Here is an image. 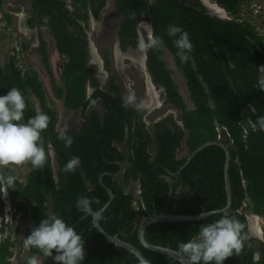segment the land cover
Segmentation results:
<instances>
[{
  "label": "trees",
  "instance_id": "1",
  "mask_svg": "<svg viewBox=\"0 0 264 264\" xmlns=\"http://www.w3.org/2000/svg\"><path fill=\"white\" fill-rule=\"evenodd\" d=\"M27 1L33 9L27 21L29 27H48L64 58L62 84L53 80L56 95L63 99L67 110H80L84 123L79 129L58 130L57 111L48 103L39 74L18 68L14 56L8 63L0 64V95L16 87L24 96L26 107L21 122L37 113L49 117L38 141L46 154L44 164L34 168L25 161L30 167L26 182L16 179L13 189L6 186L16 209L14 215L22 213L19 222L27 210L33 227L43 217L57 214L81 234L86 253L83 264H139L133 253L108 242L94 226L93 215L76 207L77 200L87 196L93 201V211H99L110 200L108 190H111L113 198L100 216L101 226L109 234L140 248L150 264H182L143 247L138 227L143 217L153 213L196 215L225 207L224 148L211 144L183 168L188 156H177L184 140L190 153L208 141L218 140L228 146L231 156L232 211L226 216L236 218L241 224V234L248 237L243 241L241 253L229 257L225 264H254L252 257L257 253L256 264H264V241L254 242L248 231L247 215L240 211L247 202L250 212L264 217V131L258 126L255 130L251 127L259 116H264V91L259 90L256 68L264 64V36L242 17V6L249 0H213L230 18L210 15L200 0H114L115 8L123 16L117 33L121 49L136 48L139 24L142 21L150 24L153 38L145 37L149 73L153 82L164 88L166 104L181 111L183 125L171 114L156 121L152 128L144 120V108L126 105L113 78L109 91L100 87L98 66L90 64L88 8L97 19L107 0H21V4ZM4 16L12 22L8 13ZM170 24L189 33L193 47L185 62L176 55L172 38L167 35ZM39 37V53L49 67L47 44ZM157 37L163 43H156ZM163 48L172 54L177 69L186 79L192 108L180 93L173 69L163 57ZM109 64L105 56L108 70ZM32 97L38 101L39 109ZM98 100L103 104V115L97 108L89 109ZM62 133L64 139L59 138ZM68 140L71 144L66 146ZM121 144L127 146L128 153L119 148ZM50 147L57 159V177ZM151 148L155 149L154 155ZM73 157H79L80 162L74 171L66 172L64 166ZM4 175L13 172L0 167V176ZM4 184L0 181V193ZM133 184L139 192L132 188ZM179 190L182 193L177 199ZM4 207L0 195V216ZM221 216L225 214H212L199 221L155 222L146 228L145 237L153 244L179 251L178 241L194 234L200 224ZM14 246L15 241L9 236L0 242V264H13L10 258ZM29 248L33 254H42L37 248ZM49 258L48 264H54Z\"/></svg>",
  "mask_w": 264,
  "mask_h": 264
},
{
  "label": "rangeland",
  "instance_id": "2",
  "mask_svg": "<svg viewBox=\"0 0 264 264\" xmlns=\"http://www.w3.org/2000/svg\"><path fill=\"white\" fill-rule=\"evenodd\" d=\"M153 1V0H152ZM21 0H3V9L0 10V64L4 65L11 60V57H15L16 65L23 71H36L44 85L46 90V96L49 105L57 111L58 125L57 128L60 131L74 130L80 128L83 123V117L80 110H67L64 107L63 99L57 97L53 80L55 79L58 84H62L60 81V74L63 68V56L58 52L53 36L48 27H34L30 28L26 22V16L32 14V7L27 2L21 5ZM18 9V11L11 10ZM8 13L12 17V22L4 16V13ZM242 17L252 22L257 30L264 36V0H249L242 6ZM122 21V16L115 9L113 0L109 1L108 6L103 11L101 18L97 22L90 24L88 31L91 33V39L96 47V53L101 59V71L100 82L101 88L109 91L111 87V78L118 86V94L124 97L126 105L144 104L146 107L152 103L151 94H148V72L146 66L141 64L138 60L140 55L127 56L118 55V40L117 31L119 24ZM140 32L144 37L151 39L149 30L145 24L140 26ZM42 36L47 44V50L49 53V67L42 61V57L39 53L40 37ZM26 45V47H25ZM139 50V49H137ZM163 57L168 62L169 66L173 69V77L179 85L180 93L185 98L188 107H193L188 89L186 79L184 75L177 69L172 54L165 48H163ZM127 54V53H125ZM105 56H108L110 60V70L105 66ZM140 59V58H139ZM140 62V64H139ZM155 94H157V101L159 105L156 108H152L146 119L148 122H152L166 114H173L178 122L182 124L181 111L171 104H166V93L162 86L155 83ZM148 91V92H147ZM91 90H89V93ZM117 93H114L117 94ZM128 97L132 98V102L127 100ZM36 103L37 109L40 108L38 101L35 97H32ZM97 108L101 115L104 113L103 104L98 100L92 104L89 109ZM51 155L52 166L54 169L55 177H57L58 164L53 149L49 148ZM190 151L186 146L185 140L182 142L181 148L178 150V157L182 158L188 156ZM8 168L13 172V175L20 182L25 183L27 175L30 171V167L23 162L22 164H9L7 166H0ZM6 184L3 185V193H7ZM15 186V185H14ZM13 186V187H14ZM133 189H136V185L133 184ZM182 193L181 190L177 192V199ZM5 199L6 209L10 205L9 196H3ZM49 211H51V201L48 202ZM241 212L250 215L251 212L246 206V202L240 209ZM21 212H18L13 222L7 225L4 232L0 234V240L2 241L9 236L15 241L13 247V256L10 258L13 264H27L29 257L35 256L40 264H48L51 259L44 257L42 254H33L29 247H25L24 240L28 233L33 228L30 211L27 210L26 216L20 223ZM256 223L262 227L264 231L263 219L255 218ZM264 239V236H263Z\"/></svg>",
  "mask_w": 264,
  "mask_h": 264
},
{
  "label": "clouds",
  "instance_id": "3",
  "mask_svg": "<svg viewBox=\"0 0 264 264\" xmlns=\"http://www.w3.org/2000/svg\"><path fill=\"white\" fill-rule=\"evenodd\" d=\"M167 35L172 38V43L176 48V55L181 62L188 59V53L192 50V43L189 33L181 26L170 24L167 27ZM156 43H163L157 37ZM259 73V90L264 91V64L256 65ZM127 100L132 102V98ZM137 109L145 107L144 104H136ZM26 107L24 96L16 87L10 88L6 94L0 95V166L9 164H22L25 161L31 163L34 168H40L46 159L44 149L38 141L40 133L47 128L49 117L43 113H37L29 117L27 122L24 119V109ZM257 126L264 131V116H259L251 127L255 130ZM64 139L62 133L59 137ZM71 141H66L69 146ZM79 157H73L64 166L66 172L76 169L79 164ZM14 175L0 176V181L6 183L8 188H14ZM7 196V193H0ZM92 199L87 196L80 197L76 202V207L93 216H99L100 211H93ZM15 208L12 204L4 207V213L0 216V229L7 227L16 217ZM8 216L5 221V216ZM201 217L206 215L203 211ZM2 220V222H1ZM1 232L0 234H2ZM248 237L241 234V224L229 216H221L220 219L202 223L195 233L187 239L177 242L179 252L187 259L188 264H225L229 257L238 256L243 248V241ZM1 242V240H0ZM25 247L37 248L44 257H51L54 264H83L85 260V242L75 228L66 220L57 215L51 214L43 217L34 226L24 240ZM254 264L259 260V254L252 257ZM27 264H40L35 257H29ZM139 264H150L145 258H140Z\"/></svg>",
  "mask_w": 264,
  "mask_h": 264
},
{
  "label": "water",
  "instance_id": "4",
  "mask_svg": "<svg viewBox=\"0 0 264 264\" xmlns=\"http://www.w3.org/2000/svg\"><path fill=\"white\" fill-rule=\"evenodd\" d=\"M202 4L208 9V13L210 15L213 16H217L220 18H229L227 11L222 7V10L225 12V14L222 15H218L214 12H212L210 10V8L208 7V5L205 3L204 0H201ZM216 5H219L217 2H214ZM141 24H145L149 30L151 39L153 38V34H152V28L150 26V24L148 22H142ZM139 38H140V48L142 51H144V47H145V42H144V37L141 34V32L139 31ZM88 38H89V46H90V50L91 52L94 54L95 56V61L98 62L101 65V59L99 58V56L96 53V47L94 45V42L91 39V33L88 31ZM119 51H122L119 46H118ZM131 50H135L133 48H131ZM145 58H147L146 53H144ZM101 73H103V71H101ZM150 75V74H149ZM150 81L152 83V77L150 79ZM211 144H217L220 145L221 147L224 148V150L226 151V163H225V183H226V191H227V203L225 205V207L221 208V209H216V210H212V211H203L204 213H206V215H204L203 217H201L200 213L196 214V215H191V214H176V213H172V212H164V213H153L151 215H148L146 217H143L140 221L139 227H138V238L139 241L141 243V245L143 247H145L146 249L150 250V251H154V252H158V253H162L164 255H167L169 257H172L176 260H178L180 263L182 264H188L187 259L177 250L172 249L171 247H165V246H161V245H156L153 244L151 242H149L146 237H145V231L146 228L155 222H159V221H180V222H184V221H199L205 217H208L212 214H218V213H222L225 215H229L231 214L232 211V192H231V185H230V178H229V165H230V161H231V156H230V151L228 149V146L223 144L222 142L216 140V141H208L204 144H202L201 146L197 147L194 151H192L188 157L186 162L183 164L182 168L185 167L190 161L191 159L194 157V155L196 153H198L200 150H202L203 148L211 145ZM110 193V200L108 201V203H106L104 205L102 209V211H100V215L99 216H94L93 218V223L94 226L99 230V232L104 235V237L108 240V242H111L113 244H115L116 246L122 247L127 249L128 251H130L131 253H133L139 260L140 258H146V256L144 255L143 251L136 247L135 245L121 239L118 235H111L109 234L100 224V216L101 214L107 209V207L109 206L112 198H113V193L111 192V190H108ZM100 209V210H101ZM254 216V215H253Z\"/></svg>",
  "mask_w": 264,
  "mask_h": 264
},
{
  "label": "flooded vegetation",
  "instance_id": "5",
  "mask_svg": "<svg viewBox=\"0 0 264 264\" xmlns=\"http://www.w3.org/2000/svg\"><path fill=\"white\" fill-rule=\"evenodd\" d=\"M109 1L110 0H107V3H106V5L102 8V10H101V12H100V15H99V17L96 19L93 15H92V10H91V7L89 6V8H88V10H89V14H90V18H89V27H90V24L91 23H93V22H97L100 18H101V16H102V14H103V11L105 10V8L108 6V4H109ZM201 1V0H200ZM211 1H213V0H211ZM27 2H29V4H30V1H27ZM26 2V3H27ZM215 2V1H214ZM21 3V2H20ZM26 3H24V4H26ZM113 3H114V6H115V2H114V0H113ZM24 4H21V5H24ZM220 5V4H219ZM221 6V5H220ZM69 7L70 8H72V6L71 5H69ZM116 9V8H115ZM207 9V8H206ZM0 10H2V9H0ZM11 10H14V11H18V9H13V7L11 8ZM117 10V9H116ZM207 12H208V9H207ZM32 13H33V9H32ZM119 13V12H118ZM120 14V13H119ZM32 15V14H31ZM31 15H28V16H26V22L28 21V19H29V17L31 16ZM121 15V14H120ZM122 16V15H121ZM229 16V15H228ZM229 18H230V16H229ZM122 19H123V16H122ZM122 22V21H121ZM142 22H146V21H142ZM141 22V23H142ZM139 24V28H138V34H140L139 33V31H140V26H142V24ZM27 24H28V22H27ZM120 25V24H119ZM29 26V25H28ZM31 28V27H30ZM119 29V28H118ZM117 33H118V31H117ZM88 35V34H87ZM144 37V36H143ZM88 40H89V38H88ZM117 42H118V46H119V48L121 49V47H120V41H119V37H118V34H117ZM144 42H145V37H144ZM89 48H90V46H89ZM131 48H133V47H127V49L126 50H122V51H120V52H123V53H128V52H131ZM140 48V38H139V42H138V45H137V47L136 48H133V49H139ZM145 49H146V43H145V47H144V51H143V54L144 53H146V51H145ZM90 55H91V59H90V64H95V65H97L98 66V73H97V78H98V80H99V82H100V74H101V65L98 63V62H96L95 61V56H94V54L91 52V50H90ZM147 55V54H146ZM99 58H100V55H99ZM139 59V58H138ZM140 60V59H139ZM103 61V60H102ZM141 61V60H140ZM139 64H140V62H139ZM141 64H143L142 62H141ZM144 65L146 66V70H147V72H148V76H150L149 78L151 79V74L149 73V70H148V67H147V58H145V55H144ZM106 66V65H105ZM150 74V75H149ZM100 85H101V82H100ZM101 87V86H100ZM182 120V119H181ZM179 124H181V123H179ZM181 125H183V122H182V124ZM7 195H8V193H7ZM4 199V198H3ZM4 201H5V199H4ZM6 202V201H5ZM10 204H11V202H10ZM6 206V205H5ZM246 206H247V202H246ZM247 215V214H246ZM254 215V216H253ZM253 216V217H252ZM262 217V219H263V223H264V217L263 216H261V215H257V214H254V213H252L251 212V214L250 215H247V226H248V231H249V233H250V235L254 238V242L255 243H260V242H262V241H264V239H263V236H264V231H263V229H262V227L259 225V231H256L255 229H254V226H253V224H252V218H261Z\"/></svg>",
  "mask_w": 264,
  "mask_h": 264
},
{
  "label": "bare ground",
  "instance_id": "6",
  "mask_svg": "<svg viewBox=\"0 0 264 264\" xmlns=\"http://www.w3.org/2000/svg\"><path fill=\"white\" fill-rule=\"evenodd\" d=\"M204 1L208 5V7L210 8V10L212 12H214V13H216L218 15H222V16L225 14V12L222 10V7L220 5H216L214 3V1H211V0H204ZM117 53H118V55H121V56H123V55L131 56V57L136 56V58H137V56L140 55L141 57H139V58H140L141 62L142 63L144 62V54H143V51L141 50V48H139V50H137V49L136 50H131V52H128L127 54H125L123 52H120L119 49L117 48ZM148 89H149L148 93L151 94V96L153 95V97H152L153 101L152 100L151 101L154 102L155 104L159 105V101H157V99H156L157 98L156 97L157 94H155L154 84L150 81L149 77H148ZM152 105H154V104H152ZM251 220H252V224L254 226V229L256 231H259V227L256 226L257 225V223H256L257 219L252 218Z\"/></svg>",
  "mask_w": 264,
  "mask_h": 264
},
{
  "label": "crops",
  "instance_id": "7",
  "mask_svg": "<svg viewBox=\"0 0 264 264\" xmlns=\"http://www.w3.org/2000/svg\"><path fill=\"white\" fill-rule=\"evenodd\" d=\"M147 92H148V91H147ZM148 94H149V93H148ZM152 101H153V99H152ZM152 104H154V105H152ZM128 106H135V105H128ZM156 107H158V105L155 104L154 102H152L151 104H148L147 107H146V106L144 107V109L146 110V114H145V116H144V120L146 121L147 125H148L149 127H151V128H152L153 124H154L156 121H158V120H160V119H162V118H165V117H167L168 115H171V114H166V115H163V116H161V117H158L157 119L153 120L151 123L148 122L147 119H146V116H147L148 112H149L152 108H156ZM103 114H104V113H103ZM103 114H102V115H103ZM83 119H84V118H83ZM175 119H176V118H175ZM83 123H84V120H83ZM83 123H82V125H83ZM178 123H180V122H178ZM82 125H81V126H82ZM76 129H79V128H76ZM118 146H119V148H120L122 151H124V152H126V153L129 152V150H128V148H127V146H126L125 144H121V145H118ZM150 151H151V153H152L153 155L155 154V149H154V148H151ZM177 156H178V152H177ZM178 158H180V157H178Z\"/></svg>",
  "mask_w": 264,
  "mask_h": 264
},
{
  "label": "built area",
  "instance_id": "8",
  "mask_svg": "<svg viewBox=\"0 0 264 264\" xmlns=\"http://www.w3.org/2000/svg\"><path fill=\"white\" fill-rule=\"evenodd\" d=\"M219 137H220V135H219ZM137 192H139V190H137ZM8 216H9L8 214L5 216V219H4L5 221H7ZM1 222H2V220H1Z\"/></svg>",
  "mask_w": 264,
  "mask_h": 264
}]
</instances>
